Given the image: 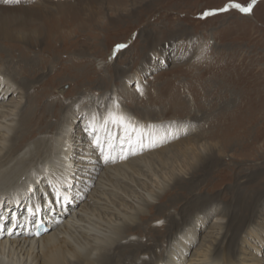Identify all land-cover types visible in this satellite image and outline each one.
Instances as JSON below:
<instances>
[{"label":"rangeland","instance_id":"obj_1","mask_svg":"<svg viewBox=\"0 0 264 264\" xmlns=\"http://www.w3.org/2000/svg\"><path fill=\"white\" fill-rule=\"evenodd\" d=\"M41 1L19 0L22 4L17 7L19 12L0 15V26L8 28L7 20L11 19L15 24L9 31L34 37L33 43L0 40V67L17 69L16 76L3 75L7 82L0 76L1 87L7 85L5 92L10 87L14 89L11 88L6 104H0L7 106L9 114L22 117L29 108L35 110L30 120L33 126L42 125L45 132L48 131L46 123L57 125L56 134L61 130L57 119L63 108L70 107L74 114L85 110L87 114H79L73 125L82 129V136H86L88 130L85 127L93 117L91 114L100 117L105 112L94 103L86 104L88 98L85 96L81 104L75 103L85 91L95 99L107 95L109 99L103 101L108 104L115 98L122 109L134 112L140 118L147 116L144 109L152 106L153 116L159 119L157 123L166 120L169 122L165 125H179H171L176 133L172 132L163 146L152 144L134 157L158 153L164 144L166 147L193 139L203 141L206 147L204 157L209 160L197 175L192 161L186 165L183 162L171 164L168 174H175L171 180L157 164L149 172L156 174L164 185L172 186L177 178L184 181L180 189L178 185L172 187L174 191L168 188L165 198L153 197V212L151 207H141L148 217L145 224L149 229L146 235L128 234V242L132 241L129 245L137 242V247L142 248L137 253L139 257L134 255L129 259L126 256L124 264L144 261L155 251L153 247L159 236L163 239L161 250L157 248L160 254L165 256L170 249L173 254H178L174 248L176 240L183 235L187 238L189 232L193 233L194 224L202 222L205 231L198 229L186 240V247H190L181 257L183 264H204L202 258L198 260V255L203 253L199 254L201 250L218 248L204 239L214 225L216 232L222 230L221 245L226 246L231 239L233 244L236 240L241 244L240 250L230 246V251L225 253L228 261L233 260L232 264H264V0H256L251 14H242L235 9L219 11L230 2L246 6L251 0H105L100 4L95 0L99 9L96 20L91 18L96 7L88 5V0H78L86 9L83 14L70 9L64 13L60 11L64 5L77 4V0ZM29 10L33 12L27 14ZM205 12L215 14L204 17ZM119 44L126 47L117 53L115 49ZM163 46L166 47L164 53ZM114 51L117 54H112ZM22 56L31 61L27 62ZM152 60L155 64L148 67L147 62ZM21 68L25 72L20 74ZM136 75L142 79L140 84ZM20 82L33 84V88L25 92V98L18 87ZM24 83L22 85L26 86ZM112 88L115 90L109 92ZM11 98L14 103H8ZM24 103L27 104L25 108ZM43 113L48 115L39 121ZM68 116L67 112L63 114V117ZM15 125L13 123L12 127ZM67 129L69 133L73 131L71 126ZM102 138L103 133H100L101 141ZM20 142L21 146L23 142ZM86 143L81 148L86 150L89 147ZM82 153L81 150L77 155ZM130 159L132 156L124 161ZM76 168L75 164H68L64 170L75 172ZM144 179L148 180L147 176ZM157 186L162 187L161 183L153 181L154 188L134 189L140 197L143 193L155 195L159 190ZM85 219L87 225L89 220L93 223L94 217L92 219L88 213ZM136 221L140 222V219L137 217ZM169 221L178 224L179 228L174 229ZM148 231H157L155 236L158 237H152ZM89 233L87 235L91 236L92 232ZM225 234H229V238L223 239ZM110 254L114 252L110 251ZM217 255L214 258L218 262L225 258L221 254L218 259ZM215 264L218 263L215 261Z\"/></svg>","mask_w":264,"mask_h":264},{"label":"bare ground","instance_id":"obj_2","mask_svg":"<svg viewBox=\"0 0 264 264\" xmlns=\"http://www.w3.org/2000/svg\"><path fill=\"white\" fill-rule=\"evenodd\" d=\"M48 1L53 2L51 0ZM94 1L95 0H88V5H91L92 8L95 6ZM109 1L116 2L117 0ZM102 2H105V0H98V4ZM68 3L70 4V2ZM21 5L20 2H14V0L13 2H4V0H0V15L10 16L13 14V11L19 12L20 8L17 7ZM63 7L62 10L59 9L63 13L67 9H70L79 14H83L86 10L78 0L77 4L72 3L69 6L64 5ZM57 9L58 7L56 11ZM98 10L97 7L95 13H93L92 10V16H90L93 20H96ZM30 12H33V10H29L27 14ZM14 24L15 23H13L11 19H8V28L3 25L0 26V40H18L22 43L30 41L33 43L34 37L32 35L25 34L23 36L17 31H9ZM162 49L164 53L166 47L163 46ZM115 53L116 51L112 54L115 55ZM23 58H25L27 62L31 61L27 57ZM147 63H149L148 65L146 64L148 67L155 64L153 60ZM20 64L22 65L21 62ZM147 66L144 72L148 71ZM155 68L156 67H153L152 69ZM30 70L35 71V68H31ZM22 72H25L24 68H21L20 74ZM4 74L9 75L8 78H10L11 75L16 76L17 69L12 66L0 67V76L3 81H6L3 76ZM135 78L138 80L139 84L142 82L139 75H136ZM26 82L23 83L26 84ZM23 83L20 82V86L18 84V87L23 90V96L25 98V92H29L33 88V84H26V86H24L22 85ZM1 86L2 84H0V104H6V100H9L11 95L10 90L13 88L10 87L5 92L4 89L7 85H3V88ZM23 86L24 89H22ZM114 90L112 88L108 91L113 92ZM81 96L82 97H79L75 102L77 105L81 104L85 98H88L86 104L94 103L95 106L100 107L105 112H102L104 116L107 114L108 110L112 109L114 103L117 101V99L114 98L108 104L103 101L104 99H109L107 95H99L95 99L94 96L86 94L85 91L81 93ZM84 96L85 98H83ZM97 99H99L98 102H96ZM13 101V98H11L8 103H14ZM19 104L18 110L20 109L21 102H19ZM23 105L25 108L27 104L24 103ZM5 107L0 106V264H124L127 262L125 261L126 256L131 259L132 256L138 255L137 253H139L142 248V246H139V248L137 247V242H133L132 245H129L132 241L128 242V234H136L137 232L146 235L147 229H149L148 224H145L148 217L143 214L141 207H151V212H153L155 210V207L152 206L154 203H152L153 197L159 199L165 198V194L169 192L168 188L171 190L172 187L174 189L176 185H178L180 189V185L184 181L177 178L175 180L172 179V186L169 184L164 185L156 174H151L149 172H151L157 164L158 167L167 172H165V176L168 175V179L171 180V178L175 176L174 173L173 175L168 174L169 168L173 166L171 164L183 162L186 165L192 161L193 171L196 172L197 175V173L204 170V165L209 160L204 157L206 147L203 145V141H199V139L186 140L177 145L169 144L166 147L164 144V148L158 153L151 152L146 154V157H134V155L144 152L143 149L149 148V134H151L154 139V143L152 144L157 147L160 143L161 147L166 138L171 136L172 132L176 133L171 128V125L179 126L178 124L165 125V123L169 122L166 120H163L164 123H157L159 119H155V116H153L154 109H152V106V108L146 107V109H144L147 116H142L141 118L134 112L131 113L128 110L127 112L120 106L122 112L130 118L131 122L138 129L144 130L145 139L142 147L135 143L131 145L128 156H132V159L128 162H125L127 156L123 159L113 154L111 155L112 159L107 163L103 161L102 155L95 143L91 142V140H89L90 143H86L87 136L92 135L90 131H87L86 136H82V129L74 128L73 121L79 114H81V116L87 114L85 110H80L77 114H74L72 110H70V107L63 108L62 110L64 111H60V118L57 119L59 124L58 127H60L61 130L55 134L54 130L57 125L54 126L46 123V130L48 131L45 132H43L44 127L42 125L40 127L36 125L33 126L34 124H32L30 120L33 118L36 112L35 110L29 108L27 111H24L22 117H20V115L15 116V114L12 116V114L6 111L8 108ZM66 112L69 116L63 117V114ZM19 114L21 113L19 112ZM45 115L48 114L46 113L40 117L39 121L43 119ZM16 117H19V119H16ZM53 117H49V119ZM13 123H16L14 127H12ZM96 123H98V119ZM68 126L73 128V131L70 133V130L67 129ZM88 127L89 125L85 127V129H88ZM113 131L117 132L116 129H113ZM39 134L41 135L40 137L38 136ZM36 136L39 138H35ZM79 136L81 138H79ZM170 139H168V141H170ZM102 140L104 141V137ZM20 141L23 142L21 146L19 145V143H21ZM84 143L90 148L88 147L86 150L81 148ZM133 145L135 148H132ZM75 150L77 153H81L82 150L83 153L81 155H77V153L74 154ZM210 152L212 151H209V153ZM71 157L72 159L69 162L68 159ZM73 157L76 158L73 159ZM122 161L124 162L122 163ZM117 163L122 164L114 165ZM68 164H75V167H77L75 172H67L64 170V167ZM146 176L148 180L144 179ZM153 181L157 184L161 183L162 187L157 186L159 190L155 192V195H153L154 193H143L141 194L142 196L139 197L137 194L138 190H135L134 187L154 188ZM149 183H151V185ZM53 191L55 193L54 197ZM129 201L132 202V206L129 205ZM136 204L138 206H135ZM88 213H90V216H92V219L94 217V219L92 221L93 223L89 220L87 226L85 224V218ZM137 217L140 219V222L136 221ZM39 219L46 222L47 227L50 228L49 231L48 229L41 228V234H39L40 229H37L35 233L33 227ZM107 219H109V221H107ZM56 220L59 221L57 225ZM201 220L204 221V218ZM169 224L172 225L174 229H177V227L179 228V225L172 221H169ZM194 225L193 233L189 232L187 238L183 235L180 239L176 240L177 243L174 248L177 249L178 254H173L171 249L168 253H165V256L160 254L158 249L163 246V243H161L163 239L160 240L159 236L158 239L160 242L156 239V247H153L156 248L155 251H152L144 261L139 260V262L135 264H183L181 257L184 252L187 253L190 247H186V242L189 240V237L198 229L202 232L205 231V224L203 222ZM143 226H147V228L142 229ZM216 228L217 227L214 225V227L208 229L209 232L204 239L207 240V243L209 242L212 244L211 246L218 248L209 249V247H207L204 250L202 249L199 253L201 254L203 252L202 256L198 255V260L202 258L204 262H206L204 264H215V261L218 264H220V261L226 264H232L231 262L233 260L228 261L225 253L230 251V246H236V248L240 250L241 244L238 240L233 244V239H231L227 244L225 243L226 246H223L224 244L221 245L222 230L219 229L216 232ZM89 232H92L91 236L87 235ZM151 233L153 235L152 237H158L155 236L157 231H152ZM110 234L114 235L109 236ZM230 234L233 235V233ZM227 236H229V234L223 235L222 238H229ZM256 236L259 237V235ZM192 242L193 241H190V243ZM191 245H194V243ZM110 251H113L114 254L111 255ZM221 254L223 258L225 257L224 259L226 261L223 259L218 262L214 258L215 255H217L218 258ZM162 256L164 259H161ZM117 257H119L120 260L116 261ZM135 260L136 257L134 258V261ZM184 264H186V262ZM240 264L244 263L241 262Z\"/></svg>","mask_w":264,"mask_h":264},{"label":"snow or ice","instance_id":"obj_3","mask_svg":"<svg viewBox=\"0 0 264 264\" xmlns=\"http://www.w3.org/2000/svg\"><path fill=\"white\" fill-rule=\"evenodd\" d=\"M4 2H13V0H4ZM14 2H19V0H14ZM256 0H251V3L242 5L236 2H230L224 8L219 9V11H228L230 9H235L242 14H251L253 6ZM215 14L214 12H205L204 17ZM126 45L119 44L116 46V51H120L125 48ZM97 117L93 114L92 119L89 121L88 131L93 134V139L96 147L101 152L105 163L112 159L111 151L115 148L114 141L119 140L121 144H128L129 147L133 143L143 146L145 133L143 129H138L127 117L122 110L118 102H115L112 109L108 110L107 114L102 118L99 123H96ZM116 129L117 132H114ZM100 133L104 135V142H101ZM148 142L151 145L154 143V139L151 134L148 135ZM66 199V197H65ZM35 214V213H33Z\"/></svg>","mask_w":264,"mask_h":264}]
</instances>
